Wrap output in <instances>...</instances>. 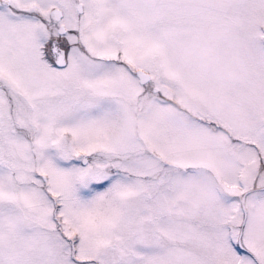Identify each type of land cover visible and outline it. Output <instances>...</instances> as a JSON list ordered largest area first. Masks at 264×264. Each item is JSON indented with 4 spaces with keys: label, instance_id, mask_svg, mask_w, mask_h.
I'll use <instances>...</instances> for the list:
<instances>
[{
    "label": "snow or ice",
    "instance_id": "1",
    "mask_svg": "<svg viewBox=\"0 0 264 264\" xmlns=\"http://www.w3.org/2000/svg\"><path fill=\"white\" fill-rule=\"evenodd\" d=\"M0 264H264V0H0Z\"/></svg>",
    "mask_w": 264,
    "mask_h": 264
}]
</instances>
